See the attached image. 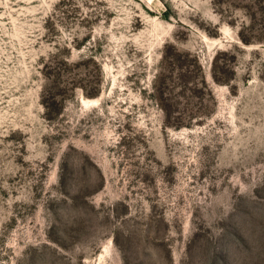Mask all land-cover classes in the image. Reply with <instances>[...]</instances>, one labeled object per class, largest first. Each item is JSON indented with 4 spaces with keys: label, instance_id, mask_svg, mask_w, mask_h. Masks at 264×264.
Here are the masks:
<instances>
[{
    "label": "rangeland",
    "instance_id": "obj_1",
    "mask_svg": "<svg viewBox=\"0 0 264 264\" xmlns=\"http://www.w3.org/2000/svg\"><path fill=\"white\" fill-rule=\"evenodd\" d=\"M0 264H264V0H0Z\"/></svg>",
    "mask_w": 264,
    "mask_h": 264
},
{
    "label": "bare ground",
    "instance_id": "obj_2",
    "mask_svg": "<svg viewBox=\"0 0 264 264\" xmlns=\"http://www.w3.org/2000/svg\"><path fill=\"white\" fill-rule=\"evenodd\" d=\"M84 101V100H83Z\"/></svg>",
    "mask_w": 264,
    "mask_h": 264
}]
</instances>
